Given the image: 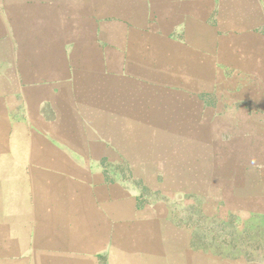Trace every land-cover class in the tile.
Returning a JSON list of instances; mask_svg holds the SVG:
<instances>
[{
	"label": "rangeland",
	"instance_id": "obj_1",
	"mask_svg": "<svg viewBox=\"0 0 264 264\" xmlns=\"http://www.w3.org/2000/svg\"><path fill=\"white\" fill-rule=\"evenodd\" d=\"M249 6L241 4L240 28L225 26L239 66L194 65L192 81L183 67L161 66L154 88L149 71L128 88L117 131L106 125L120 100L110 97L105 20L72 18L65 3L64 19H38L24 35L50 45L27 54L62 70L60 88L86 115L81 133L115 146L118 161L102 170L130 226L113 227L112 249L132 264H264V0H252V20ZM92 149L105 154L99 143Z\"/></svg>",
	"mask_w": 264,
	"mask_h": 264
},
{
	"label": "crops",
	"instance_id": "obj_2",
	"mask_svg": "<svg viewBox=\"0 0 264 264\" xmlns=\"http://www.w3.org/2000/svg\"><path fill=\"white\" fill-rule=\"evenodd\" d=\"M246 1L252 20V0H0V264H132L112 249L113 227L130 226V208L114 205L102 170L118 161L115 146L81 133L86 115L60 88L62 70L27 54L50 46L24 37L37 20L64 19L65 3L72 18L105 20L110 97L120 100L106 125L117 131L128 88H140L149 71L154 88L161 66L183 67L192 81L194 65H240L225 26L240 28ZM98 143L105 154L92 149Z\"/></svg>",
	"mask_w": 264,
	"mask_h": 264
}]
</instances>
